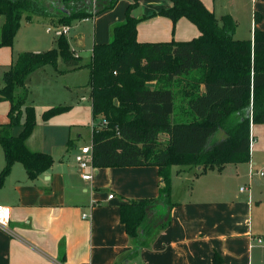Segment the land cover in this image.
Instances as JSON below:
<instances>
[{
    "label": "trees",
    "instance_id": "obj_1",
    "mask_svg": "<svg viewBox=\"0 0 264 264\" xmlns=\"http://www.w3.org/2000/svg\"><path fill=\"white\" fill-rule=\"evenodd\" d=\"M119 1L0 0V46H12L23 18L27 23L36 17L53 27H67L73 19H93ZM168 1L172 6L161 15L173 22L187 19L199 37L188 42H138L139 20L130 17L137 0H131L126 19L112 26L107 44L93 45L86 66L92 119L101 120L91 133L92 167H155L158 173L157 198L129 201L119 209L133 246L131 257L153 232L170 223L172 167L187 168L197 178L244 162L252 142L251 124H264V31L256 27L260 15L254 12L252 39L235 40L237 24L230 15L222 16L219 24L200 0ZM58 56L67 67L83 68L61 35L55 49L18 54L1 77L0 102H8L9 110L7 122L0 125L5 160L0 188L14 163H20L32 181L53 165L49 154L31 152L25 144L36 126V111L25 104L26 81L35 70L56 66ZM17 88L24 94L18 95ZM69 110L50 108L41 119L47 122ZM15 128H20L16 136ZM217 132L222 139L209 144ZM66 147H72L70 140Z\"/></svg>",
    "mask_w": 264,
    "mask_h": 264
},
{
    "label": "crops",
    "instance_id": "obj_2",
    "mask_svg": "<svg viewBox=\"0 0 264 264\" xmlns=\"http://www.w3.org/2000/svg\"><path fill=\"white\" fill-rule=\"evenodd\" d=\"M159 4L163 10L172 6ZM254 4L264 8V0ZM250 135L244 162L197 178L187 168L172 167L170 223L153 232L136 257L129 256L133 246L119 209L129 201L157 198V169L92 168L86 172L92 180L83 181L74 158L60 164L66 167L63 175L53 174L52 165L33 180L42 181V192L10 206L8 229L0 231V264H264V202L254 189V178L264 180V124H251ZM29 138L26 147L38 152L27 146ZM240 182H249L243 191Z\"/></svg>",
    "mask_w": 264,
    "mask_h": 264
},
{
    "label": "rangeland",
    "instance_id": "obj_3",
    "mask_svg": "<svg viewBox=\"0 0 264 264\" xmlns=\"http://www.w3.org/2000/svg\"><path fill=\"white\" fill-rule=\"evenodd\" d=\"M166 2L168 0H165ZM165 1H160L164 3ZM203 5L214 12L217 22L229 14L237 24L235 40L252 39L254 28V12L260 14L257 23L264 26V8L254 0H200ZM157 0H137V6L130 11V17L139 20L137 23V40L142 43L188 42L199 37V30L185 18L173 22L170 18L161 15L163 8ZM127 1H120L116 6L105 11L93 19H73L68 31L63 35L70 50L80 59L81 69H72L64 65L60 56L56 66L47 65L31 73L26 81V105L34 107L36 111V126L28 140L27 146L31 150L49 154L53 159L52 173L64 174L66 167L75 157L77 150L90 146L93 128L101 124L100 118L93 120L89 86V70L91 51L94 44H107L110 40V31L113 25L121 23L127 16ZM119 19L118 22H112ZM4 18H0V44L2 42V25ZM53 27L33 17V23H27L23 18L21 26L15 35L11 47L0 46V85L3 72L20 53L39 54L57 48L58 32H48ZM264 31L262 29H259ZM18 95L24 92L17 88ZM179 98L176 99V103ZM55 107H70V110L47 122L41 119L42 112ZM8 104H0V123L7 122ZM23 119V118H22ZM20 128H15L12 135L16 136ZM222 139L221 132H217L209 141L213 144ZM72 140L77 148L67 151L66 143ZM5 160L0 148V173L4 168ZM41 180V179H40ZM255 194L264 202V180L254 178ZM40 182V183H39ZM28 180L23 166L14 163L9 174L0 188V205L14 207L19 201L29 198L34 191H41L42 181ZM249 182L239 183L240 188L248 186ZM51 184V183H50ZM49 184V186H50ZM182 184V181H181ZM186 185V183H184ZM41 188V189H40ZM42 192V191H41ZM44 194V192H43ZM264 218V203L262 204ZM264 222V221H263ZM264 227V225H263Z\"/></svg>",
    "mask_w": 264,
    "mask_h": 264
},
{
    "label": "built area",
    "instance_id": "obj_4",
    "mask_svg": "<svg viewBox=\"0 0 264 264\" xmlns=\"http://www.w3.org/2000/svg\"><path fill=\"white\" fill-rule=\"evenodd\" d=\"M87 20V19H84ZM59 30L58 35H64L68 31V27H62L59 29H51L48 28V32ZM102 126H106V122L104 121ZM74 162L77 166V170L81 173L80 177L83 181H91L92 175L86 173L87 171L91 170L92 167V152L91 146H84L79 149V152L74 157ZM260 176H264V168L260 172ZM244 188L241 189L243 191ZM113 196L109 195L108 199H112ZM12 211L10 207H5L0 205V231H7L10 220H11ZM86 215H83L82 218L86 219ZM258 242L261 240L258 239Z\"/></svg>",
    "mask_w": 264,
    "mask_h": 264
},
{
    "label": "water",
    "instance_id": "obj_5",
    "mask_svg": "<svg viewBox=\"0 0 264 264\" xmlns=\"http://www.w3.org/2000/svg\"><path fill=\"white\" fill-rule=\"evenodd\" d=\"M60 10L63 11L64 13L68 14V11L64 10L63 7H61Z\"/></svg>",
    "mask_w": 264,
    "mask_h": 264
}]
</instances>
